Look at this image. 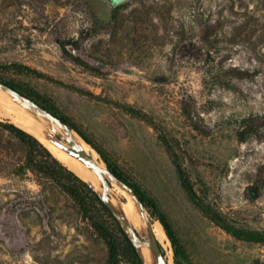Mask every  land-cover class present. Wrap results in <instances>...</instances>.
<instances>
[{
	"label": "rangeland",
	"instance_id": "obj_1",
	"mask_svg": "<svg viewBox=\"0 0 264 264\" xmlns=\"http://www.w3.org/2000/svg\"><path fill=\"white\" fill-rule=\"evenodd\" d=\"M94 12L92 0H0V79L47 96L145 189L184 251L175 258L171 243L156 239L166 260L171 253L172 264H264V243L233 236L204 212L264 230V0H129L105 23ZM251 123L256 134L244 135ZM53 141L84 163L66 136ZM24 155L0 130V264H109L89 220ZM136 205L144 228L129 223L136 241L122 226L136 251L150 250L158 263L148 242L159 221ZM118 260L136 264L126 253Z\"/></svg>",
	"mask_w": 264,
	"mask_h": 264
},
{
	"label": "trees",
	"instance_id": "obj_2",
	"mask_svg": "<svg viewBox=\"0 0 264 264\" xmlns=\"http://www.w3.org/2000/svg\"><path fill=\"white\" fill-rule=\"evenodd\" d=\"M234 77L244 78L249 75L246 71L234 70ZM0 83L7 86L19 95L29 99L38 107L49 113L61 123L76 131L96 152L101 156L107 170L121 183L126 185L137 200L146 207L151 215L160 222L163 229L170 240L175 258L183 254V248L171 227L166 215L158 208L154 200L147 194L145 189L128 176L119 166L114 163L106 154H104L86 135L78 128V126L63 113L52 101L45 95L39 93L30 86L4 81L0 79ZM127 111L135 118L154 126V121L143 111L135 108H128ZM188 115V114H186ZM0 130L6 132L7 136L14 139L16 143L23 147L25 151V163L36 176L40 179L48 180L58 187L62 192L67 194L74 202L82 216L89 220L94 229V233L98 239H101L107 246L108 263L119 264V256L122 253L129 254L136 264H144L142 256L138 255L136 248L125 231L120 221L115 217L110 208L107 206L102 195L98 193L87 181L81 178L74 171L64 165L57 159L50 150L33 134L22 129L21 127L10 123L8 120H0ZM257 127L253 123L247 125L243 130L244 135L256 134ZM165 143L166 149L171 153V145L168 144L164 136H160ZM174 153V152H173ZM175 154H171L173 157ZM173 162L177 165L178 174L182 185L190 190L188 178L183 174L182 170L175 158ZM204 211V210H203ZM205 213L212 215L211 218L217 225L222 227L226 232L233 236L250 242L264 243V230H243L229 226L218 216L211 214L205 210ZM140 254V253H139ZM175 264H178L177 259Z\"/></svg>",
	"mask_w": 264,
	"mask_h": 264
},
{
	"label": "bare ground",
	"instance_id": "obj_3",
	"mask_svg": "<svg viewBox=\"0 0 264 264\" xmlns=\"http://www.w3.org/2000/svg\"><path fill=\"white\" fill-rule=\"evenodd\" d=\"M0 114L9 116L16 124H18L19 127L37 137L57 159L64 162V164L67 165L69 169L87 181L95 190L98 191V193L107 194V191L109 190L112 191V193L116 190L117 192L124 194L127 199L126 203H121L119 201L116 202L114 199L116 197L114 193V198H109L111 204L115 210L123 215L125 221L129 223L131 222L139 231L144 229L141 221L140 211L136 205L137 199L135 196L128 188L115 181H112V190L109 189V187L106 185L107 183L105 184V176L101 173V170H105V163L102 160H99L98 153L92 149L91 146H89L87 142H85L78 135V133H76V131H70L67 127L59 124L51 116L34 106L31 102L19 98L1 85ZM55 134L66 136L78 148L87 152L93 158V163L97 166L98 172L95 171L96 169L92 170L88 168L87 165L79 161L65 148L57 145L53 141V136ZM59 141L62 142L60 139ZM155 225L156 230L154 232V236L163 246L166 247L167 244H170V241L163 229V226L159 222H155ZM139 253L143 258L144 264H160V262L157 263L153 260L150 250L141 247L139 249ZM172 260L173 259L170 253V256L166 260L167 264H172Z\"/></svg>",
	"mask_w": 264,
	"mask_h": 264
},
{
	"label": "water",
	"instance_id": "obj_4",
	"mask_svg": "<svg viewBox=\"0 0 264 264\" xmlns=\"http://www.w3.org/2000/svg\"><path fill=\"white\" fill-rule=\"evenodd\" d=\"M1 86H3L4 88L8 89L10 92H12L13 94H15L16 96H18L19 98H22V99H25L29 102H31L34 106H36L37 108H39L40 110H42L43 112H45L46 114H48L49 116H51L49 113H47L46 111H44L43 109H41L40 107H38L36 104H34L32 101H30L29 99L19 95L18 93L14 92L13 90H11L10 88H8L7 86L3 85L0 83ZM54 120H56L59 124L67 127L69 130H72L70 129L68 126H66L65 124L61 123L58 119L54 118L53 116H51ZM56 139H58L57 137H55ZM59 140V139H58ZM70 152L73 153L74 155H76L78 158H80L84 163L86 164H89V165H92L93 164V158L85 151L81 150L80 148H78L74 143H71L70 144V148H69ZM107 173L111 176V178L125 186L126 188H128L126 185H124L123 183H121L120 181H118L108 170H106ZM106 184V183H105ZM129 189V188H128ZM130 190V189H129ZM131 191V190H130ZM132 193V191H131ZM133 194V193H132ZM134 195V194H133ZM135 196V195H134ZM103 197V196H102ZM136 198V197H135ZM103 199L105 200L107 206L110 208V210L112 211V213L115 215V217L120 221L122 222V225H124L125 227H127V232H129L131 234V236L133 237L134 241H136V232L135 230H131L130 229V224L129 222L125 221L124 220V217L121 213H119L117 210H115V208L113 207V205L111 204V201L109 200L108 197H103ZM137 199V198H136ZM140 203V202H139ZM141 204V203H140ZM123 222H125L123 224ZM131 239V237H130ZM132 240V239H131ZM140 241V240H139ZM133 242V240H132ZM142 242V241H141ZM148 246L149 248L154 252L156 258L158 259V261L160 262V264H167V261L165 259V256L161 250V247L158 243V241L156 240V238L151 235V240L148 242ZM140 255V254H139Z\"/></svg>",
	"mask_w": 264,
	"mask_h": 264
},
{
	"label": "flooded vegetation",
	"instance_id": "obj_5",
	"mask_svg": "<svg viewBox=\"0 0 264 264\" xmlns=\"http://www.w3.org/2000/svg\"><path fill=\"white\" fill-rule=\"evenodd\" d=\"M127 1L129 0H92L95 6V12L93 14L94 21L97 23H105L112 18L115 10Z\"/></svg>",
	"mask_w": 264,
	"mask_h": 264
}]
</instances>
